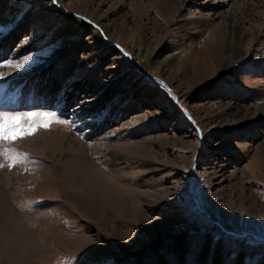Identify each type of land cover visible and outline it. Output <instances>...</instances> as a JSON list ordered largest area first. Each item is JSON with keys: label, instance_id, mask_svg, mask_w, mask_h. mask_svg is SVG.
<instances>
[{"label": "rangeland", "instance_id": "1", "mask_svg": "<svg viewBox=\"0 0 264 264\" xmlns=\"http://www.w3.org/2000/svg\"><path fill=\"white\" fill-rule=\"evenodd\" d=\"M27 4L0 0V65L32 57L0 111L69 123L0 158V264H264V0Z\"/></svg>", "mask_w": 264, "mask_h": 264}, {"label": "snow or ice", "instance_id": "2", "mask_svg": "<svg viewBox=\"0 0 264 264\" xmlns=\"http://www.w3.org/2000/svg\"><path fill=\"white\" fill-rule=\"evenodd\" d=\"M55 4V0H52ZM24 5L28 9L38 7L37 4H27V0H24ZM32 57L25 55L22 59L14 62L9 59L4 62L2 66H7L15 69H24L25 73L32 69L30 61ZM28 68H25V66ZM34 70V69H33ZM2 78V73H0ZM103 113H96L95 118H101ZM51 123L67 124L69 121L63 118V114L52 109H40V110H29V111H0V158H3L8 162L9 167L15 164H26L30 161V158L26 153H21L11 145L23 136L32 134L33 130L39 127L47 128ZM0 167H3L0 164ZM264 220V216L260 217ZM220 237L216 236L213 238L212 243L215 244ZM204 244V238L202 236H193L189 240V247L193 250H199ZM234 250L228 259H232L236 256ZM87 253L79 258V264H90V261L86 259Z\"/></svg>", "mask_w": 264, "mask_h": 264}, {"label": "trees", "instance_id": "3", "mask_svg": "<svg viewBox=\"0 0 264 264\" xmlns=\"http://www.w3.org/2000/svg\"><path fill=\"white\" fill-rule=\"evenodd\" d=\"M230 237H233L232 239H235L236 238V236L234 237L233 235H229ZM231 239V238H230ZM256 240H254V242H255ZM235 244V246H237L236 245V243H234Z\"/></svg>", "mask_w": 264, "mask_h": 264}, {"label": "bare ground", "instance_id": "4", "mask_svg": "<svg viewBox=\"0 0 264 264\" xmlns=\"http://www.w3.org/2000/svg\"><path fill=\"white\" fill-rule=\"evenodd\" d=\"M83 181V180H82ZM97 205V204H96Z\"/></svg>", "mask_w": 264, "mask_h": 264}]
</instances>
